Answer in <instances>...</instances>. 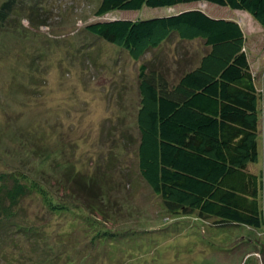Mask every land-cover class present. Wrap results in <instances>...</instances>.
I'll use <instances>...</instances> for the list:
<instances>
[{"label":"rangeland","instance_id":"obj_1","mask_svg":"<svg viewBox=\"0 0 264 264\" xmlns=\"http://www.w3.org/2000/svg\"><path fill=\"white\" fill-rule=\"evenodd\" d=\"M5 1L0 0V171H42L55 199L78 207L53 214L38 198L29 199L28 213L46 217L42 237L7 246L13 256L0 255V264H264V220L258 229L220 228L194 215H172L139 171L137 121L147 102L139 65L157 66L175 83L210 48L199 37L182 40L173 33L159 48L133 55L86 25L188 8L237 19L258 88L260 154L253 169L263 182L264 27L246 11L204 2L97 16L100 0H15L8 12L2 10ZM214 62L208 56L207 65ZM65 175L98 177L103 202L69 194L68 182L57 188Z\"/></svg>","mask_w":264,"mask_h":264},{"label":"trees","instance_id":"obj_2","mask_svg":"<svg viewBox=\"0 0 264 264\" xmlns=\"http://www.w3.org/2000/svg\"><path fill=\"white\" fill-rule=\"evenodd\" d=\"M14 1L6 0L2 10L11 11ZM199 2L246 11L264 27V0H100L95 14ZM86 29L133 55L159 48L173 33L182 40L203 39L210 48L208 56L215 57V62L207 65L205 55L199 65L183 71L175 83L157 66L139 65L138 78L147 98L144 113L137 121L141 134L139 171L172 215H194L220 228H260L264 220V182L253 169L260 154L259 96L243 49L242 26L233 18L188 8L149 18L95 21ZM42 173L0 171L3 259L13 256L7 246L42 237L46 217L40 211L28 213L29 199L38 198L53 214L62 215L65 209L78 207H67L56 200L47 190ZM64 177L61 181L65 182L60 181L57 188L65 189L68 182L69 194L103 202V184L98 177Z\"/></svg>","mask_w":264,"mask_h":264},{"label":"crops","instance_id":"obj_3","mask_svg":"<svg viewBox=\"0 0 264 264\" xmlns=\"http://www.w3.org/2000/svg\"><path fill=\"white\" fill-rule=\"evenodd\" d=\"M231 18V17H230ZM234 20H236L239 24H240V22L237 20V19H235V18H233ZM241 25V24H240Z\"/></svg>","mask_w":264,"mask_h":264}]
</instances>
